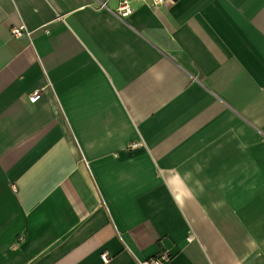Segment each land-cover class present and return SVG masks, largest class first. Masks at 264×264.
<instances>
[{"label":"crops","instance_id":"0c3cea01","mask_svg":"<svg viewBox=\"0 0 264 264\" xmlns=\"http://www.w3.org/2000/svg\"><path fill=\"white\" fill-rule=\"evenodd\" d=\"M129 1L0 0V264H264V0Z\"/></svg>","mask_w":264,"mask_h":264},{"label":"built area","instance_id":"2783aa9c","mask_svg":"<svg viewBox=\"0 0 264 264\" xmlns=\"http://www.w3.org/2000/svg\"><path fill=\"white\" fill-rule=\"evenodd\" d=\"M153 6H157L163 2V0H149ZM98 9L106 8L108 9L107 3L105 1L98 2L96 5ZM133 11V7L130 4L129 0H120L117 8L116 13L121 18H126L129 16ZM11 35L14 37H21L23 35H30V31L25 27L24 24H20L19 26H12L10 29ZM41 96V90H33L28 94V100L30 102H36ZM136 143L132 144L135 146ZM101 259L103 262H107L109 260V255L106 252L101 253ZM170 259V255L167 253H161L158 256L150 257L147 259H143L139 261V264H166Z\"/></svg>","mask_w":264,"mask_h":264}]
</instances>
